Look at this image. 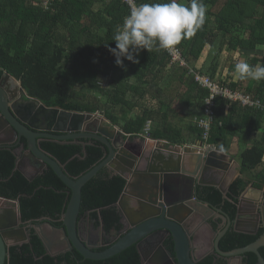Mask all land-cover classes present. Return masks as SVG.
Returning a JSON list of instances; mask_svg holds the SVG:
<instances>
[{"label":"trees","instance_id":"obj_1","mask_svg":"<svg viewBox=\"0 0 264 264\" xmlns=\"http://www.w3.org/2000/svg\"><path fill=\"white\" fill-rule=\"evenodd\" d=\"M41 2L0 0V76L3 72L8 73L20 81L29 97L48 107L91 113L102 110L111 124L119 126L125 138L145 135L144 128L148 123L147 135L151 139L166 141L167 145L199 140L206 145L223 146L226 153L227 142L234 137L239 139L260 132V136L241 152V176L229 184L225 194L215 186L198 190L199 199L224 210L233 219L239 196L246 186L249 183L256 188L264 185V80L233 81L230 76L222 79L214 75L219 72L218 59L224 46L230 51L253 50L255 55L246 62L254 67L264 65V0H203L205 24L194 36L177 45L191 67L208 47L206 57L197 69L217 78L220 85L247 93L263 105L255 108L216 98L214 118L205 140L193 118L203 116V100L208 91L194 82L187 68L173 65L163 49L141 50L139 63L124 59L123 68L115 64V57L109 49L115 47L113 36L129 12L127 4L122 0H50L44 8ZM169 68L172 72L168 75ZM114 69L121 73L117 80L108 78ZM100 75L109 79V88L100 85ZM165 78L166 85L171 83L174 86L169 93H163L166 85L161 86ZM83 85L93 91V95L79 93ZM150 86L157 95L150 91ZM146 94L157 98V108H143L130 116L131 107ZM186 117H190L188 122L179 124ZM79 142L85 145L46 139L40 146L65 164V173L76 179L105 158L98 141L83 139ZM15 160L12 149H0V198L17 202L22 222L36 224L48 219L53 226L63 227L61 217L69 199V189L48 166L28 180L14 169ZM247 173L252 174L249 179L243 177ZM125 183L122 176L112 175L106 167L101 168L81 189L79 218L88 212L95 226L102 223L106 232L117 230L119 214L113 205ZM262 232V227L255 235L229 228L219 239L218 248L227 252L244 247ZM168 250L173 254L172 242ZM258 251L264 258V246ZM61 262L142 263L134 245L103 260L84 259L75 250L51 256L45 253L41 239L32 229L29 242L8 248L5 264ZM197 264L223 262L206 256ZM241 264H257L256 255L252 252L243 254Z\"/></svg>","mask_w":264,"mask_h":264},{"label":"water","instance_id":"obj_2","mask_svg":"<svg viewBox=\"0 0 264 264\" xmlns=\"http://www.w3.org/2000/svg\"><path fill=\"white\" fill-rule=\"evenodd\" d=\"M9 84H12V90ZM21 95L36 102L35 110L29 109L25 118L19 112L21 109L11 106V102ZM104 121L109 122L102 110L91 113L63 110L57 106L48 107L39 100L29 97L20 81L6 72L2 73L0 148L16 150L22 146L25 149L24 154L40 164L35 174L27 177L28 180L31 181L48 166L69 189L70 195L61 218L63 227L60 229L48 221L46 224L38 225L29 222L27 226H23L17 206L15 209L0 208V264L5 263L10 246L29 241L32 229L46 249L48 244L39 232L41 228L59 232L69 250L74 249L90 260L107 259L135 245L143 261L141 243L148 237L164 232L171 238L173 254L161 243L158 246L157 262L197 264L198 260L192 252L193 239L189 230L185 228V222L198 215L200 210L209 216L226 221L225 227L217 233L215 240L216 249L221 255L235 256L240 264L242 255L252 252L257 257V264H264V258L258 251L259 247L264 246V185L256 188L249 183L246 186L237 202L233 219L222 209L196 196L198 185L215 186L225 194L229 184L238 177L233 174H218L225 170L226 163L223 162V157L227 156L221 146L205 145L196 140L192 144L175 145L165 150L163 140L152 139L154 146L151 151L146 149L132 154L124 148L127 143L124 133L115 125H108ZM7 134L10 138H3ZM42 138L74 143H81L79 140L83 139L98 141L102 145L105 158L75 179L65 173V164L41 149L39 139ZM185 162L189 168H186ZM103 167L112 175H120L126 180L123 191L113 206L119 214V223L124 225L121 222L124 220V214L128 223L125 233L109 247L102 251H94L81 241L78 235L81 189ZM14 169L22 173L17 158ZM205 176L208 178L205 179ZM135 190H140V193L137 194ZM133 198L138 201L136 210L129 204ZM242 198L245 204H242ZM249 204H253L252 208L247 207L251 219H246L244 214L247 210L244 206ZM206 217L204 216V221ZM260 227L263 228L262 234L250 244L230 252L219 250L218 240L229 228L236 232L255 235Z\"/></svg>","mask_w":264,"mask_h":264},{"label":"flooded vegetation","instance_id":"obj_3","mask_svg":"<svg viewBox=\"0 0 264 264\" xmlns=\"http://www.w3.org/2000/svg\"><path fill=\"white\" fill-rule=\"evenodd\" d=\"M9 87L11 90L13 89L12 84H9ZM12 105H13V107H17V108L21 109V111H19V112L24 118L27 117L26 114L29 111V109L35 110V108H36L35 107L36 102L31 100V99H27L23 95L18 96L14 101H12L11 106ZM24 115H26V116H24ZM4 137L10 138V136L8 134L4 135L3 138ZM42 140H46V139H44V138L39 139V145H40ZM84 140L89 141V139H84ZM124 148H126L130 153L136 154V153L141 151L142 145L137 144L136 142H127L125 144ZM0 149H4V148H0ZM7 149H9V148H7ZM13 152H14L16 158L18 159L19 167H20L22 173L26 177L34 175L35 172L40 168V164L37 161H35L33 158L29 157L28 155L24 154L25 149L22 148V146L16 148V150H13ZM46 167L47 166H45L41 170V172ZM207 178H208V176L207 177L205 176V179H207ZM134 180H135V178H134ZM202 187H205V186L198 185L196 187V196L198 199H199L198 190ZM245 189L243 191H245ZM135 192L138 194V193H140V190H135ZM242 193H244V192H242ZM239 198H240V196H239ZM255 198H257V197H255ZM243 199L244 198H242V204H245L243 202ZM12 202H14V201H12ZM129 204L134 210H136L138 208L137 199H134V198L131 199L129 201ZM190 205L193 206L192 203ZM16 206H17V202L15 201V207ZM252 206H253V204H249V205L244 206L245 209L247 210V211H245V214H244L246 219H251V216L249 215V211H248L247 207L252 208ZM17 209H18V206H17ZM204 216H207L205 218V221L203 220ZM123 218H124L125 222H124V220L121 222H123L124 225H122V223H119L120 225H119V228L117 230L106 232L103 229L102 223H100V225H98V226H95L94 221L92 219H90V217H89V213L85 212L84 214H82L80 216L79 221H78L77 229H78L79 238L81 241L85 242L87 244V246H89L94 251H102V250L106 249L107 247H109L113 242H115L121 235H123L125 233L126 228H127V223H128L126 214H124ZM47 221L51 224L50 220L42 219L39 223H36L34 225H38V224H42V223L46 224ZM28 223L23 222V226H27ZM225 225H226L225 220H223L222 218H219V217L209 216L203 210H200L198 215L189 218L185 222V228L187 230H189V232L191 233V237H192L193 243H194L192 252L194 254V257L197 258L198 261L202 260L206 256H212L215 260H221L223 262V264H239L237 257H235V256L234 257L233 256H231V257L223 256L216 249V246H215L216 235L219 231H221L225 227ZM56 228L60 229L62 227H56ZM53 235L55 236V242H56L55 245H57V246H54L53 249H50L49 247H46V249L44 248L46 254H49L51 256H57L59 254H65L67 252H72L74 250V249L69 250L67 248L66 243L63 241V238L59 232L54 231ZM171 242H172L171 238L169 236H166V234L164 232H159V233H157L151 237H148L145 241H143L141 243L140 248H141V252L144 256L143 261H141L142 262L141 264H164V263H159L156 261V256L159 255L158 246L162 243L168 249V245L169 244L171 245ZM24 243H27V242H24ZM20 244H22V243H20ZM16 245H19V244H16ZM172 250H173V245H172ZM233 250H235V249H233ZM233 250H231V251H233ZM222 252H224V251H222ZM227 252H230V251H227ZM7 257H8V251H7L6 260H7ZM242 258H243V255H242ZM84 259H87V258H84ZM6 260H5V262H6ZM88 260H90V259H88ZM241 262H242V260H241ZM60 264H64V263L61 262Z\"/></svg>","mask_w":264,"mask_h":264},{"label":"clouds","instance_id":"obj_4","mask_svg":"<svg viewBox=\"0 0 264 264\" xmlns=\"http://www.w3.org/2000/svg\"><path fill=\"white\" fill-rule=\"evenodd\" d=\"M129 12L121 27L115 32V47L109 51L115 57V64L125 67L124 59L139 63L141 50H171L183 39L191 38L203 27L206 19V5L203 0H152L133 4L128 0ZM235 72L241 80H264V65L254 67L247 62L235 65ZM256 106L260 107L259 102Z\"/></svg>","mask_w":264,"mask_h":264},{"label":"built area","instance_id":"obj_5","mask_svg":"<svg viewBox=\"0 0 264 264\" xmlns=\"http://www.w3.org/2000/svg\"><path fill=\"white\" fill-rule=\"evenodd\" d=\"M50 0H42L41 6L47 7ZM123 3L129 6L128 0H122ZM133 4H137L136 0H132ZM36 5L37 3L34 2ZM170 57L173 65L187 68L190 76L194 82L197 83L201 88H205L208 91L207 96L203 100V116L200 118H194L197 126L202 130V139L205 140L208 137L209 129L214 118L215 99L223 98L229 103H238L242 106H249L255 108L263 107L262 103L255 98H252L249 94L244 93L240 90H232L226 86L220 85L217 78L210 77L209 75L202 73L199 69L191 67L189 63L182 56L180 49L176 46L171 50H164ZM259 102L260 107L256 106V102ZM148 123L144 128V134L147 136ZM163 144H166L163 141Z\"/></svg>","mask_w":264,"mask_h":264},{"label":"crops","instance_id":"obj_6","mask_svg":"<svg viewBox=\"0 0 264 264\" xmlns=\"http://www.w3.org/2000/svg\"><path fill=\"white\" fill-rule=\"evenodd\" d=\"M207 49L208 47H205L204 54H202V56L200 57L197 67L201 66L202 62L204 61L206 57ZM253 55H255V51L253 50L240 49L237 51H230L229 49H227L226 46H224L219 56V60H218L219 72L215 74L214 76H219L222 79L230 76V78H232L233 81H237L239 78H238V74L235 72V65L240 62H246L247 59L252 57ZM256 67H258V65ZM251 83L252 85L257 84V82H251ZM189 119L190 117L188 118L186 117L181 122H179V124H186ZM140 136L145 138V142L142 144L141 151L146 150V149L151 151L154 146L153 140L148 135L147 136L140 135ZM259 136H260V132H258L257 134H248L247 136L244 135L242 138H239V139L237 137H234L233 139H231V141L227 142L228 144V148L226 152L227 156L223 157V162L226 163L225 170H222L223 172H220L218 174H222V175L233 174V175L241 176L239 173L240 154L245 148H247L252 143L254 138L256 137L258 138ZM127 141H128V138L126 137V142ZM221 147L223 151V146ZM163 148L167 150V149H170L171 146H167V144H163ZM186 168H189L188 164ZM3 207L15 209V203L12 201L4 200L0 198V208H3Z\"/></svg>","mask_w":264,"mask_h":264},{"label":"rangeland","instance_id":"obj_7","mask_svg":"<svg viewBox=\"0 0 264 264\" xmlns=\"http://www.w3.org/2000/svg\"><path fill=\"white\" fill-rule=\"evenodd\" d=\"M180 2H183V3H185V1L184 0H181ZM96 6L97 5H95L94 6V8H96ZM202 54H204V51L202 52ZM202 54H201V56H202ZM200 56V57H201ZM139 57H140V54H138V59H139ZM199 57V58H200ZM219 60V59H218ZM199 61V60H198ZM198 61L196 62V63H194V67L195 68H199V67H197L198 66ZM219 63V62H218ZM219 68V67H218ZM171 72H172V68H169V72H168V75L169 74H171ZM121 77V73L118 71V70H116V69H114V70H112V72L110 73V75L108 76V78H110V79H113L114 80V78H115V80H117L118 78H120ZM108 78H106V77H103V76H99L98 77V82L100 83V85L101 86H104V87H110L111 86V83H109V79ZM214 78V77H213ZM166 78H165V80L162 82V84H161V86L163 87V86H165L166 85ZM174 86H173V84H171V83H169V84H167L164 88L165 89H163L164 90V92L163 93H169V91H171L172 90V88H173ZM184 88H182L181 90H183ZM79 93H82V92H84L85 94H88V95H93V91H91L90 89H88L85 85H83V86H81V88H79ZM150 91H152V93H155V91H154V89H153V87L152 86H150ZM155 95H157L156 93H155ZM177 103H175V105H176ZM157 106H158V103H157V98H154V97H151L150 96V94H146V96L144 97V99H142V100H138V102L136 103V104H134V106H132L131 107V112H130V116H133L134 114H137L141 109H143V108H151V109H156L157 108ZM109 121V120H108ZM105 122V121H104ZM106 124H108V125H110L111 123L110 122H105ZM119 130H120V128H119V126L118 125H115ZM146 136V135H145ZM127 142H136L137 144H140V145H142L144 142H145V138L144 137H142V136H137L136 138H128V141ZM185 144H189V143H185ZM192 144V143H191ZM167 146H171V147H173V145H167ZM177 146V145H176ZM252 173V172H251ZM251 173H247V174H245L244 176L247 178V179H249V177H251ZM27 174V173H26ZM28 175V174H27ZM14 203H15V201H14ZM205 212V211H204ZM40 234L42 235V237L45 239V241L47 242V244H48V247L50 248V249H53L54 248V246H57V245H55L56 244V242H55V236L53 235V230H51V229H48V228H41L40 229Z\"/></svg>","mask_w":264,"mask_h":264}]
</instances>
